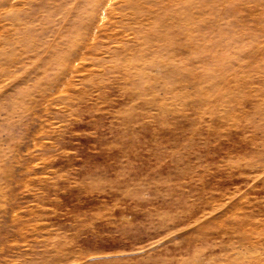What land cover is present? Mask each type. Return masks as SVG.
Returning <instances> with one entry per match:
<instances>
[{
    "label": "rangeland",
    "instance_id": "rangeland-1",
    "mask_svg": "<svg viewBox=\"0 0 264 264\" xmlns=\"http://www.w3.org/2000/svg\"><path fill=\"white\" fill-rule=\"evenodd\" d=\"M137 1L0 0V264H264V0Z\"/></svg>",
    "mask_w": 264,
    "mask_h": 264
},
{
    "label": "bare ground",
    "instance_id": "bare-ground-1",
    "mask_svg": "<svg viewBox=\"0 0 264 264\" xmlns=\"http://www.w3.org/2000/svg\"><path fill=\"white\" fill-rule=\"evenodd\" d=\"M30 1H31V0H30ZM96 1H97V0H96ZM101 1H102V0H101ZM133 1H134V0H133ZM136 1H137V0H136ZM1 2H2V1H1ZM4 2H5V1H4ZM131 2H132V0H131ZM137 2H138V1H137ZM30 3H31V2H30ZM134 3H135V2H134ZM33 4H35V3L32 2V5H33ZM99 4H100V3H99ZM124 4H125V3H124ZM124 4H123V5H124ZM107 5H108V4H107ZM127 5H129V4L127 3ZM34 6H35V5H34ZM39 6H41V4H39ZM125 6H126V5H125ZM2 7H3V6H2ZM11 7H12V6H11ZM29 7H30V6H29ZM127 7H128V6H127ZM3 8H4V7H3ZM37 8H38V7H37ZM131 8H132V7H131ZM32 9L34 10V8H32ZM32 9H31V10H32ZM12 10H13V9H12ZM33 10H32V11H33ZM125 11H126V10H125ZM128 11H129V10H128ZM29 12H30V9H29ZM35 12H36V11H35ZM32 13H33V12H32ZM99 13H100V12H99ZM10 14H11V13H10ZM14 14H15V13H14ZM15 15H16V14H15ZM21 15H22V14H20V16H21ZM1 16H2V15H1ZM6 17H7V15H6ZM100 17H102V16H100ZM2 19H3V17H2ZM2 19H1V20H2ZM4 19H5V18H4ZM26 19L28 20V18H26ZM26 19H24V20H26ZM31 19H32V18H31ZM32 21H34V19H33ZM30 24H31V23H30ZM34 25H35V24H34ZM31 26H32V25H31ZM20 27H21V26H20ZM22 28H23V27H22ZM29 28H30V27H29ZM29 28H28V29H29ZM135 31H136V30H135ZM20 32H21V31H20ZM78 32H79V31H78ZM26 33H27V32H26ZM31 33H32V32H31ZM132 33H134V32H132ZM33 34H34V33H33ZM135 34H136V32H135ZM25 35H26V34H25ZM27 38H28V37H27ZM29 38H30V37H29ZM135 38H136V37H135ZM31 39H32V38H31ZM82 39H83V38H82ZM22 40H23V39H22ZM80 41H81V40H80ZM78 46H79V45H78ZM83 48H85V47H83ZM82 50H83V49H82ZM80 54H81V53H80ZM78 58H79V57H78Z\"/></svg>",
    "mask_w": 264,
    "mask_h": 264
}]
</instances>
